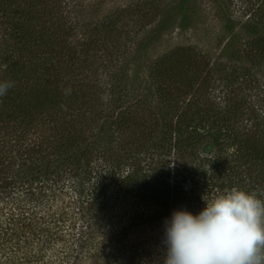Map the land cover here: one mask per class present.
I'll return each instance as SVG.
<instances>
[{
    "label": "trees",
    "instance_id": "1",
    "mask_svg": "<svg viewBox=\"0 0 264 264\" xmlns=\"http://www.w3.org/2000/svg\"><path fill=\"white\" fill-rule=\"evenodd\" d=\"M106 1L0 0V264L164 258L173 210L233 187L264 200V114L212 100L195 46L165 44L199 0ZM246 1L242 16L219 4L231 59L264 35V0Z\"/></svg>",
    "mask_w": 264,
    "mask_h": 264
},
{
    "label": "clouds",
    "instance_id": "2",
    "mask_svg": "<svg viewBox=\"0 0 264 264\" xmlns=\"http://www.w3.org/2000/svg\"><path fill=\"white\" fill-rule=\"evenodd\" d=\"M14 86L0 81V97ZM233 187L193 213L173 210L164 222L163 264H264V200Z\"/></svg>",
    "mask_w": 264,
    "mask_h": 264
},
{
    "label": "rangeland",
    "instance_id": "3",
    "mask_svg": "<svg viewBox=\"0 0 264 264\" xmlns=\"http://www.w3.org/2000/svg\"><path fill=\"white\" fill-rule=\"evenodd\" d=\"M154 1L155 4L159 5L172 0ZM144 2L146 1L107 0L103 5L102 12L107 13L118 6L136 8ZM223 2L232 10L234 15L238 16L243 15L247 5L246 0H199L201 11L195 20L196 27L184 32L176 29L168 36L165 44L172 46L175 43H182L183 45L187 44V46H195L198 55V67L200 68V77L196 87L206 89L208 97L212 100L227 103L230 98L234 100L241 99L246 104L255 105L256 108L260 109V113L264 114V35L242 39L237 45L238 48L242 49L238 59H231L232 55H226L225 53L231 51L228 49V47L230 48V37L224 36L223 32L225 23L224 10L221 8V6L224 7ZM164 48L162 47V49ZM219 63L224 64V67H226L225 72L222 74L215 73V68ZM206 79L207 81L204 83L203 81ZM199 89L196 94L186 95V98L187 96L191 98L196 95L199 99L201 97ZM233 90L236 92L232 93ZM137 208H140L136 209L139 212L145 210V207L137 206ZM140 226L143 228L142 225ZM162 250L161 253H164L165 250ZM140 252L144 258L134 260L136 261L134 264H150L153 261H161L160 258L164 259L163 256L159 257V253L151 252V250L146 252L143 249Z\"/></svg>",
    "mask_w": 264,
    "mask_h": 264
}]
</instances>
